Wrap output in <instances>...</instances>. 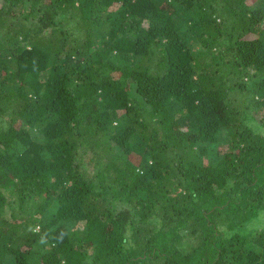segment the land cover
I'll list each match as a JSON object with an SVG mask.
<instances>
[{
	"label": "trees",
	"instance_id": "trees-1",
	"mask_svg": "<svg viewBox=\"0 0 264 264\" xmlns=\"http://www.w3.org/2000/svg\"><path fill=\"white\" fill-rule=\"evenodd\" d=\"M0 264H264V0H0Z\"/></svg>",
	"mask_w": 264,
	"mask_h": 264
}]
</instances>
